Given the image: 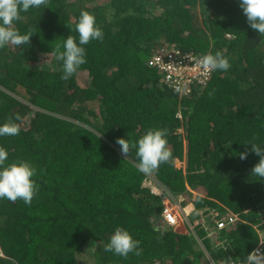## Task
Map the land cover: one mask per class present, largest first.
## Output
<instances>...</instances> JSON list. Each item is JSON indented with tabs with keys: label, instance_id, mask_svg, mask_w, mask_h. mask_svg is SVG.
<instances>
[{
	"label": "trees",
	"instance_id": "trees-1",
	"mask_svg": "<svg viewBox=\"0 0 264 264\" xmlns=\"http://www.w3.org/2000/svg\"><path fill=\"white\" fill-rule=\"evenodd\" d=\"M239 3L48 0L47 8L21 12L14 27L33 32L30 44L22 54L11 44L0 48V125L12 118L20 132L0 137V147L6 164L31 163L38 191L31 205L0 199V264H206V253L222 264L247 256L257 231L264 233V180L251 175L259 157L239 153L251 148L247 142L264 146V36ZM81 11L94 15L104 38L83 45L86 63L64 81L51 52L68 35L78 43ZM163 46L198 56L219 51L231 67L179 98L147 64ZM80 72L86 87L76 82ZM17 88L25 103L13 96ZM149 129H167L172 152L153 178L174 197L187 187L198 193L193 231L157 224L161 196L137 170L135 151L125 159L116 143L138 141ZM230 213L240 221L217 229ZM117 227L140 242V256L104 251Z\"/></svg>",
	"mask_w": 264,
	"mask_h": 264
},
{
	"label": "clouds",
	"instance_id": "clouds-1",
	"mask_svg": "<svg viewBox=\"0 0 264 264\" xmlns=\"http://www.w3.org/2000/svg\"><path fill=\"white\" fill-rule=\"evenodd\" d=\"M47 4L48 0H0V48L11 44L16 46L22 54L24 47L21 46L30 44L33 32L20 34L14 27V21L21 19V12H28L30 8L41 6L47 8ZM239 7L246 16L250 28L256 30L260 36H264V0H240ZM74 31L78 34V43L77 37L68 35L67 38L57 42L51 52L57 61L62 62L61 79L64 81H68L80 66L86 63L83 45H87L92 40L102 42L104 38L102 30L96 26L94 15L88 11H81ZM198 62L209 72L227 71L231 67L228 59L219 51L215 55H203ZM14 119L19 121L21 117L16 114ZM19 132V124L13 122L12 118L0 125V137L16 136ZM166 136L167 129H149L138 141L117 138L116 143L120 146L121 154L125 159H128L135 151L138 159L137 170L151 175L162 163H168L172 159ZM244 144H250L251 148H246L244 152L239 153L240 159L245 160L249 152L257 155L259 161L251 169V175L264 180V146L252 142ZM7 160L8 152L0 147V199H7L13 203L22 200L26 205H31L38 191V185L32 179L36 175V169L25 160L6 164ZM139 244L140 242L134 240L128 231L117 227L104 246V251L125 258L129 253L140 256L142 250L139 249ZM222 264H229V259H225ZM240 264H264V250L253 249Z\"/></svg>",
	"mask_w": 264,
	"mask_h": 264
},
{
	"label": "built area",
	"instance_id": "built-area-1",
	"mask_svg": "<svg viewBox=\"0 0 264 264\" xmlns=\"http://www.w3.org/2000/svg\"><path fill=\"white\" fill-rule=\"evenodd\" d=\"M201 57L195 55L193 52H185L174 46H163L150 55L147 64L149 67L157 70L162 75V83L181 98L190 94L193 88L204 86L211 77L212 71L209 72V70L199 64L198 61ZM153 193L155 192L153 191ZM210 211L213 217L217 216L216 212ZM162 220L164 225L171 226L172 228L177 224V215L170 206H164ZM236 221H240V218L236 214L230 213L229 216L216 221V228L223 229ZM193 227L190 226V229L193 230ZM257 248L264 250V239L260 240L249 253ZM207 257L210 264H214L210 257ZM240 262L241 260H231L229 264H240Z\"/></svg>",
	"mask_w": 264,
	"mask_h": 264
},
{
	"label": "crops",
	"instance_id": "crops-1",
	"mask_svg": "<svg viewBox=\"0 0 264 264\" xmlns=\"http://www.w3.org/2000/svg\"><path fill=\"white\" fill-rule=\"evenodd\" d=\"M175 166L177 168L183 170L184 163H183V167L177 166V165H175ZM155 181H156L155 179H153V182L151 181L152 182V186H150L151 193H153V190H152L153 188L154 189L157 188V191H159V189H160V191H159L160 195L157 192L155 193V195L161 196L163 208H164V206H170L172 208L173 212L177 215L178 221H177V224L175 225V227L173 229L176 232H180V233H187L188 230L193 231L190 229V226H196L198 224V222L200 221V212L195 209L194 205L190 201L187 203H183L184 200L181 201L179 198L180 196H177V197L172 196L157 181L156 182L159 185H156ZM187 192H188V194H183L182 196H184V197L186 196V197L191 199L190 194L192 193L193 194L192 198L194 200V197L198 195V193L196 191L190 189L189 187H187ZM160 220H162V213H161L159 220L157 221V224L159 226H163L164 222L162 220L163 224H161ZM257 234H258V242L260 240L264 239V233L263 232L257 231ZM206 264H208L207 261H206Z\"/></svg>",
	"mask_w": 264,
	"mask_h": 264
},
{
	"label": "rangeland",
	"instance_id": "rangeland-1",
	"mask_svg": "<svg viewBox=\"0 0 264 264\" xmlns=\"http://www.w3.org/2000/svg\"><path fill=\"white\" fill-rule=\"evenodd\" d=\"M39 61H41V62H44V63H51V61H52V59H51V56L50 55H40L39 56ZM77 83L80 85V86H82V87H86L87 86V83H88V81H89V78L87 77V73L86 72H80V73H78L77 74ZM13 96L16 98V99H18V100H20V101H22V102H24L25 103V98H26V94H25V92H24V90L23 89H21V88H17V91H16V93H13ZM176 133H179V134H182V129L181 128H179V129H177L176 131H175ZM174 164L175 165H177V166H181V167H183V161H179V160H174ZM147 177H148V179H149V181H152L153 182V176L152 175H147ZM152 182H151V186H152ZM155 183H156V185H159L156 181H155ZM153 188V187H152ZM159 189V188H158ZM155 193L157 192V193H159V195H160V189H159V191H157V188L156 189H152ZM154 193V194H155ZM191 195V199L190 198H188V197H184V196H180L179 198H180V200L182 201V200H184L183 201V203H187V202H191L192 203V201H193V194L191 193L190 194ZM194 199H195V197H194ZM206 261H207V263L208 264H210V262H209V260H208V257L206 256ZM223 262V261H222ZM82 264H88V262L87 261H85V262H83ZM215 264V263H214Z\"/></svg>",
	"mask_w": 264,
	"mask_h": 264
},
{
	"label": "water",
	"instance_id": "water-1",
	"mask_svg": "<svg viewBox=\"0 0 264 264\" xmlns=\"http://www.w3.org/2000/svg\"><path fill=\"white\" fill-rule=\"evenodd\" d=\"M160 223L163 224L162 220H160Z\"/></svg>",
	"mask_w": 264,
	"mask_h": 264
}]
</instances>
